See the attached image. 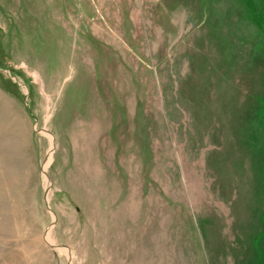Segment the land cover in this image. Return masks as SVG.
Returning a JSON list of instances; mask_svg holds the SVG:
<instances>
[{
	"label": "rangeland",
	"instance_id": "rangeland-1",
	"mask_svg": "<svg viewBox=\"0 0 264 264\" xmlns=\"http://www.w3.org/2000/svg\"><path fill=\"white\" fill-rule=\"evenodd\" d=\"M0 264H264V0H0Z\"/></svg>",
	"mask_w": 264,
	"mask_h": 264
},
{
	"label": "bare ground",
	"instance_id": "bare-ground-1",
	"mask_svg": "<svg viewBox=\"0 0 264 264\" xmlns=\"http://www.w3.org/2000/svg\"><path fill=\"white\" fill-rule=\"evenodd\" d=\"M49 240V239H48ZM49 242H50V240H49Z\"/></svg>",
	"mask_w": 264,
	"mask_h": 264
}]
</instances>
